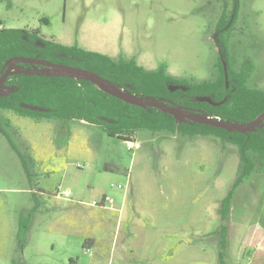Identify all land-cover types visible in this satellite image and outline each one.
<instances>
[{
	"label": "rangeland",
	"instance_id": "374dc122",
	"mask_svg": "<svg viewBox=\"0 0 264 264\" xmlns=\"http://www.w3.org/2000/svg\"><path fill=\"white\" fill-rule=\"evenodd\" d=\"M231 8L232 0H0V28H38L201 82L218 74L213 35ZM228 48L233 70L249 60L248 86L264 89V0H239ZM132 137L0 110V264H217L220 202L240 173L236 145L145 129ZM226 223L225 263L238 264L248 229L264 227V170L235 188Z\"/></svg>",
	"mask_w": 264,
	"mask_h": 264
},
{
	"label": "trees",
	"instance_id": "16d2710c",
	"mask_svg": "<svg viewBox=\"0 0 264 264\" xmlns=\"http://www.w3.org/2000/svg\"><path fill=\"white\" fill-rule=\"evenodd\" d=\"M238 6L239 0H232L231 10L222 13L217 22L213 38L219 52L216 63L218 74L211 80L188 81L186 78L170 75L164 63L149 70L133 58H124L120 54L118 58H114L105 53L85 49L77 43L62 44L45 38L38 28L18 27L0 28V75L6 70V62L10 58L38 57L53 63L89 70L138 96L166 98L170 100L168 105L171 106H183L190 111L217 116L233 123H248L264 113V89L248 86L247 80L252 70L249 60H244L236 71L232 68L233 59L228 41L237 18ZM42 21L48 22V18H42ZM18 64L29 65L23 62ZM4 85L11 88V91L0 96V110H10L19 115L55 117L63 122L84 120L100 127L108 136L125 141L134 140L133 133L145 129L152 133L175 132L189 137L214 135L224 142L236 145L241 162L240 173L220 202L221 223L217 229V264H226V222L233 192L254 168L264 170V125L256 126L248 132H239L189 120L178 121L168 112L155 107L127 103L100 89L88 79L68 75L16 72L6 78ZM172 86L175 87L170 89ZM197 96H209L213 103L195 100ZM21 103L36 105L42 109H27L22 107ZM3 133L11 147L22 158L15 143L5 131ZM22 163L25 161L22 160ZM28 220L26 218L19 221V245L25 241ZM250 253L249 249L245 250L242 261L238 264H244Z\"/></svg>",
	"mask_w": 264,
	"mask_h": 264
},
{
	"label": "water",
	"instance_id": "95a60500",
	"mask_svg": "<svg viewBox=\"0 0 264 264\" xmlns=\"http://www.w3.org/2000/svg\"><path fill=\"white\" fill-rule=\"evenodd\" d=\"M18 62H23L30 65L29 67H26L25 70L23 69L19 70V72L25 74H37V75H68V76L88 79L91 82L95 83L100 89L107 91L111 95L116 96L127 103L136 104L143 107L150 106V107L158 108L164 112H168L172 114L178 121L189 120L192 122L224 128L228 131L237 130L239 132H248L253 130L254 127L256 126L264 125V113L248 123H242V124L233 123L227 120L220 119L217 116H211L201 112L190 111L187 108H184L183 106L168 105L170 103V100L166 98H154L149 96H138L132 94L110 83L109 81L102 78L98 74L91 72L89 70H85L69 65L53 63L49 60H45L38 57H34V58L13 57L7 60L6 62L7 68L0 75V96L4 94H8L11 91V88L6 87L4 83L9 75L16 72V70L13 69L16 64L17 66L22 67L18 65ZM36 65H41V66H36ZM174 87L175 86H172L170 87V89H173ZM195 100L213 103L209 96H197ZM21 106L31 110L42 109L41 107L27 103H21Z\"/></svg>",
	"mask_w": 264,
	"mask_h": 264
},
{
	"label": "crops",
	"instance_id": "0c3cea01",
	"mask_svg": "<svg viewBox=\"0 0 264 264\" xmlns=\"http://www.w3.org/2000/svg\"><path fill=\"white\" fill-rule=\"evenodd\" d=\"M247 233L248 236L246 235L243 239L244 244L241 247L240 257H242L243 252H245V250L251 249L250 256H248L247 259L248 261H246V263L244 264H264V227L260 226L257 229V227L254 226V229L249 228ZM228 236H230L229 230H228ZM249 236L250 238H252V241L251 239L248 240Z\"/></svg>",
	"mask_w": 264,
	"mask_h": 264
},
{
	"label": "flooded vegetation",
	"instance_id": "af4514ba",
	"mask_svg": "<svg viewBox=\"0 0 264 264\" xmlns=\"http://www.w3.org/2000/svg\"><path fill=\"white\" fill-rule=\"evenodd\" d=\"M18 65H20V64H18ZM16 66H17V64L14 66L13 69H15L16 72H19V70H22V69L25 70L26 67H29L30 65H26V66H25V65H20V66H22L23 68H19V66H17V67H16ZM31 66H32V65H31ZM36 66H39V65H36ZM15 70H14V71H15ZM224 70H225V67H224ZM16 72H15V73H16ZM15 73H13V74H15ZM24 74H25V73H24ZM11 75H12V74H11Z\"/></svg>",
	"mask_w": 264,
	"mask_h": 264
},
{
	"label": "built area",
	"instance_id": "2783aa9c",
	"mask_svg": "<svg viewBox=\"0 0 264 264\" xmlns=\"http://www.w3.org/2000/svg\"><path fill=\"white\" fill-rule=\"evenodd\" d=\"M19 68H23V67H19ZM103 200L111 201L110 198H104Z\"/></svg>",
	"mask_w": 264,
	"mask_h": 264
}]
</instances>
